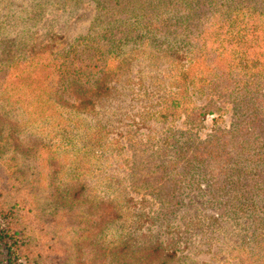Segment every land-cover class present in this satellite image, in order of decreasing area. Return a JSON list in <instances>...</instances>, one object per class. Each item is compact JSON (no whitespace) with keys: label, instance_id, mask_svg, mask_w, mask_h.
Segmentation results:
<instances>
[{"label":"rangeland","instance_id":"obj_1","mask_svg":"<svg viewBox=\"0 0 264 264\" xmlns=\"http://www.w3.org/2000/svg\"><path fill=\"white\" fill-rule=\"evenodd\" d=\"M162 1L0 0V264H264V12L131 29ZM40 49L106 92L34 105Z\"/></svg>","mask_w":264,"mask_h":264},{"label":"trees","instance_id":"obj_2","mask_svg":"<svg viewBox=\"0 0 264 264\" xmlns=\"http://www.w3.org/2000/svg\"><path fill=\"white\" fill-rule=\"evenodd\" d=\"M145 1L143 0V2ZM159 6L160 8L154 12L144 9V14L139 17V23L137 25L134 23L130 24L131 29H223V26L227 25V23L224 21L225 16L220 13L221 11H236L239 13L250 11L259 14L264 12V0H164ZM218 11L221 16L216 15ZM129 20L131 21V19ZM117 21L125 25L130 23L127 19L114 20V22ZM114 26H117V24L114 23ZM96 50L99 53L109 54L110 52L102 48H97ZM43 51L45 52L44 49H40V54H43ZM74 52L75 50L70 51L72 53L71 57H73ZM37 53L38 51L34 52L29 62L21 66L23 73L29 71L28 74L31 79L42 80L43 84H30V101L32 100L33 104L35 101L34 105L44 106L47 103L48 107L50 104H59V102L63 104L71 102V105L85 106L86 109H89L94 99L103 91L106 92L105 76L109 74L106 63L102 66L103 69L99 77L86 87L79 84L80 76L78 74H82V70L77 67L76 70L70 71V66L61 61L65 58L62 53L45 52L46 58L35 59L34 55ZM66 53H69V51ZM201 56V64L209 69L207 72L210 75L217 76L213 72L214 68H212L211 60L219 56L211 57L206 53ZM217 65H219V62L216 63L215 67ZM10 67V64H7L6 68L3 69L0 83L16 76L17 73L9 72ZM17 70H20V68ZM82 76L84 75L82 74ZM187 80L188 84L193 82L192 77ZM225 144H228V141L222 144L216 143V155ZM213 155L215 154L212 153ZM217 156L219 157V155ZM3 237V229H0V244L4 242ZM163 249H161L163 255L158 264H166L165 256H167V253H164ZM170 251L173 254L176 253V249H170ZM7 264L17 263L13 259H8Z\"/></svg>","mask_w":264,"mask_h":264}]
</instances>
